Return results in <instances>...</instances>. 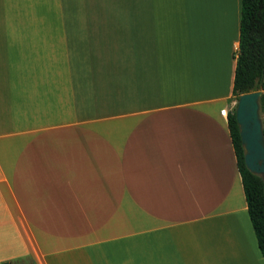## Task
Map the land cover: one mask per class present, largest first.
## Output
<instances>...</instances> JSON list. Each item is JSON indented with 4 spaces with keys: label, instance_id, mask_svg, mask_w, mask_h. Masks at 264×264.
I'll use <instances>...</instances> for the list:
<instances>
[{
    "label": "crops",
    "instance_id": "obj_1",
    "mask_svg": "<svg viewBox=\"0 0 264 264\" xmlns=\"http://www.w3.org/2000/svg\"><path fill=\"white\" fill-rule=\"evenodd\" d=\"M241 0H0V264H264L220 110Z\"/></svg>",
    "mask_w": 264,
    "mask_h": 264
},
{
    "label": "trees",
    "instance_id": "obj_2",
    "mask_svg": "<svg viewBox=\"0 0 264 264\" xmlns=\"http://www.w3.org/2000/svg\"><path fill=\"white\" fill-rule=\"evenodd\" d=\"M235 68L231 100L244 92L262 89L259 103L264 114V0H241L238 47L234 53ZM235 107L227 113V125L240 173L248 215L258 248L264 256V182L250 172L243 160V149L235 119ZM263 132L264 119L262 118ZM1 264H12L2 261Z\"/></svg>",
    "mask_w": 264,
    "mask_h": 264
},
{
    "label": "water",
    "instance_id": "obj_3",
    "mask_svg": "<svg viewBox=\"0 0 264 264\" xmlns=\"http://www.w3.org/2000/svg\"><path fill=\"white\" fill-rule=\"evenodd\" d=\"M262 89L241 93L235 103V119L246 168L264 182V132L259 98Z\"/></svg>",
    "mask_w": 264,
    "mask_h": 264
},
{
    "label": "built area",
    "instance_id": "obj_4",
    "mask_svg": "<svg viewBox=\"0 0 264 264\" xmlns=\"http://www.w3.org/2000/svg\"><path fill=\"white\" fill-rule=\"evenodd\" d=\"M235 103L236 100H231L226 107L220 110L221 114L227 116L228 111H230L233 107H235Z\"/></svg>",
    "mask_w": 264,
    "mask_h": 264
},
{
    "label": "rangeland",
    "instance_id": "obj_5",
    "mask_svg": "<svg viewBox=\"0 0 264 264\" xmlns=\"http://www.w3.org/2000/svg\"><path fill=\"white\" fill-rule=\"evenodd\" d=\"M262 116V118L264 119V114L263 115H261Z\"/></svg>",
    "mask_w": 264,
    "mask_h": 264
}]
</instances>
